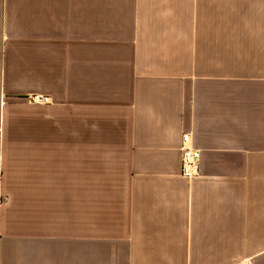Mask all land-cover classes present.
Returning a JSON list of instances; mask_svg holds the SVG:
<instances>
[{"label": "crops", "instance_id": "0c3cea01", "mask_svg": "<svg viewBox=\"0 0 264 264\" xmlns=\"http://www.w3.org/2000/svg\"><path fill=\"white\" fill-rule=\"evenodd\" d=\"M0 264H264V0H0Z\"/></svg>", "mask_w": 264, "mask_h": 264}, {"label": "built area", "instance_id": "2783aa9c", "mask_svg": "<svg viewBox=\"0 0 264 264\" xmlns=\"http://www.w3.org/2000/svg\"><path fill=\"white\" fill-rule=\"evenodd\" d=\"M48 99L49 96L47 95L35 94L30 101L32 103L45 104L49 102ZM180 150V172L190 178L196 175L198 171L199 150L191 146L189 133L182 134Z\"/></svg>", "mask_w": 264, "mask_h": 264}, {"label": "rangeland", "instance_id": "374dc122", "mask_svg": "<svg viewBox=\"0 0 264 264\" xmlns=\"http://www.w3.org/2000/svg\"><path fill=\"white\" fill-rule=\"evenodd\" d=\"M35 94H39V93H35ZM35 94H31V95H29V96H28V98H29L28 100L30 101V99H32L33 95H35ZM47 96H48V95H47ZM48 101H49V102L51 101V100H50V97H49ZM30 102H31V101H30ZM49 102H48V103H49ZM31 103H32V102H31ZM37 104H39V103H37ZM45 104H47V103H45ZM180 156H181V150H180ZM180 160H181V159H180ZM190 178H191V177H190Z\"/></svg>", "mask_w": 264, "mask_h": 264}]
</instances>
